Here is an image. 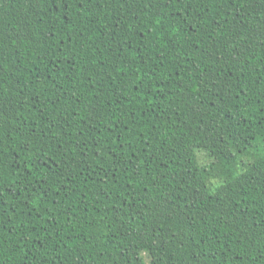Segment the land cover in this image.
<instances>
[{
  "label": "trees",
  "instance_id": "16d2710c",
  "mask_svg": "<svg viewBox=\"0 0 264 264\" xmlns=\"http://www.w3.org/2000/svg\"><path fill=\"white\" fill-rule=\"evenodd\" d=\"M0 264H264V0H0Z\"/></svg>",
  "mask_w": 264,
  "mask_h": 264
}]
</instances>
